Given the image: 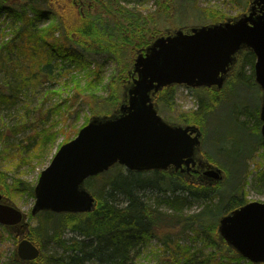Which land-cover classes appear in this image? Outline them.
Segmentation results:
<instances>
[{
	"label": "rangeland",
	"instance_id": "1",
	"mask_svg": "<svg viewBox=\"0 0 264 264\" xmlns=\"http://www.w3.org/2000/svg\"><path fill=\"white\" fill-rule=\"evenodd\" d=\"M15 1L9 0L10 3ZM250 2L251 0H118L115 3H108V0H103L102 10L97 6L96 9L91 8L87 11L86 16L98 19L103 28L113 27L116 30L122 28L123 34L128 36L131 34L129 40L118 38L120 42L126 43L125 48L120 49L115 55L85 53L84 61L90 65L87 69L89 71L84 72L71 67L67 70L70 72L66 76H57L42 82L34 80V84L24 87L13 98L0 103V196L27 215L28 228L37 224L35 218L29 219L34 197L26 191H21L20 188L13 189L12 183L18 179L33 189L40 173L49 165L56 149L66 138L72 139L79 128L92 117H103L116 111L122 100L123 89L130 80L128 71L136 55L158 37L171 35L177 30L236 20L248 10ZM85 9L86 7H82V12H86ZM29 13L32 17L33 13ZM11 23L12 19L1 11L0 48L13 37ZM51 23L46 21L36 26L43 28ZM52 25L57 23L54 21ZM59 36V33L55 35V37ZM114 36L117 38V33ZM241 57L242 54L237 58L236 66L231 69L221 97L210 98L213 92L177 86L163 90L155 103L161 117L167 122L180 126L196 125L194 121L187 120L192 118V113L198 109L199 99L202 97L204 114L202 125L198 126L202 131L203 140L200 158L208 160V157H212L217 161L212 164H216L215 166L223 171L225 179L226 172L228 173L229 179L225 188L238 192L235 193L244 204L264 203V143L256 145L258 138L250 136L245 129L240 128L234 117L236 112L246 111L248 104L250 110L258 105V100L260 104L262 94L259 88L256 87V90L248 88L240 79H236L230 87L228 86L233 77L239 73L242 76L251 75V81L254 82L253 65L251 67L247 62H241ZM35 61L37 68L38 56H35ZM19 65H24L21 59ZM2 79L3 75L0 74V81ZM90 82L93 87L88 90L89 92L79 91L76 98L70 101L74 92H77L75 84L84 87ZM109 96L112 98L107 100ZM52 107L53 111L48 122L45 123V115L41 119V114H45ZM70 113L73 114L69 116ZM239 121L246 122L249 128L255 125L254 122L252 123L253 120L244 116H241ZM42 128L47 130L49 135H55L51 144L53 147L51 153L48 148L46 153L34 152V139ZM259 132L260 126L257 130L258 134ZM150 176L153 178L151 174L148 175ZM146 193L149 191L147 190ZM161 197L162 195L157 193L152 194L151 197L147 196L151 199V203ZM199 208L200 205L195 203L189 211L196 212ZM19 240L14 232L0 225V264L21 263L16 260ZM176 240L194 251L202 249L206 256L213 253V249L204 243L203 236L196 235L194 231H187ZM44 247L45 255L60 254L51 243L45 242ZM224 247L225 245H220L213 254L219 253L224 256L223 251L218 252ZM161 255V245L154 240L137 257L134 264H161ZM237 263L249 264L246 259Z\"/></svg>",
	"mask_w": 264,
	"mask_h": 264
},
{
	"label": "trees",
	"instance_id": "2",
	"mask_svg": "<svg viewBox=\"0 0 264 264\" xmlns=\"http://www.w3.org/2000/svg\"><path fill=\"white\" fill-rule=\"evenodd\" d=\"M117 1L108 0V3ZM78 3L86 7V12L80 11ZM97 6L102 10L103 0H16L14 3L1 0L0 12L4 11L12 19L13 37L0 48V74L3 75L0 81V103L13 98L24 87L34 84V80L42 82L66 76L71 67L89 71L87 69L90 65L84 61L85 53L115 55L125 48L126 43L120 42L118 38L129 40L131 34H123L122 28L105 29L98 19L86 16L89 9H96ZM29 12L33 13L32 17ZM46 21H55L57 25L51 23L43 28L36 26ZM57 33L60 34L59 37H55ZM116 33L117 38L114 36ZM35 56L39 57L37 68ZM20 59L23 66L19 65ZM240 60L251 67L254 64L253 54L247 51ZM236 79H240L248 88L257 87L251 81V75L242 76L241 73L236 74L228 86ZM75 87L77 92H74L70 101L76 98L79 91L89 92L93 85L90 82L84 87L79 84H75ZM223 93L224 91L221 94L213 92L214 96L210 98H219ZM110 98L112 97L109 96L107 100ZM201 99L202 97L199 99L198 109L187 120L194 121L198 126L202 125L204 114ZM52 111L53 107L41 114V119L45 115V123ZM258 114L259 100L255 108L250 110L248 104L246 111H238L234 117L240 128L258 138L256 145H261L264 139L257 133L261 124ZM241 116L253 120L255 125L247 127L246 122L239 121ZM39 132L34 139V152L44 153L48 148L51 153L55 135H49L43 128ZM69 140L70 137L63 143ZM208 160L217 162L212 157H208ZM149 174L153 178L148 177ZM226 174L224 181L208 186L188 180L175 172L154 171L145 176L143 173H133L115 166L85 182L86 188L96 199L95 209L91 213L57 215L43 212L37 215V224L28 228L26 237L41 248V255L34 262L20 264H134L154 240L161 245V264H238L237 261L242 258L223 243L216 232L218 219L244 204L237 196L238 192L225 188L229 179L227 172ZM11 187L15 190L20 188L33 196L32 187L18 179ZM147 190L149 193H146ZM154 193L162 197L151 203L147 196L151 197ZM195 203L200 205L199 210L190 212L189 209ZM29 219L32 220L30 215ZM187 231L202 235L204 243L213 249V253L217 252L220 245H225L218 251H223L224 256L219 253L206 256L202 249L194 251L179 243L176 239ZM45 242L53 244L60 254L45 255Z\"/></svg>",
	"mask_w": 264,
	"mask_h": 264
},
{
	"label": "water",
	"instance_id": "3",
	"mask_svg": "<svg viewBox=\"0 0 264 264\" xmlns=\"http://www.w3.org/2000/svg\"><path fill=\"white\" fill-rule=\"evenodd\" d=\"M243 49L256 58L254 80L262 92L259 120L264 139V0H253L249 12L236 20L177 30L140 52L131 71L136 77L128 82L119 109L110 116L92 117L41 172L33 188L31 215L92 212L96 200L85 188V181L115 165L131 172H189L192 165V172H200L199 180L209 184L221 181L219 168L196 158L198 128L166 123L158 115L152 96L171 85L221 89L236 54ZM25 220V214L0 197V225L25 229ZM217 232L241 257L254 264L264 263V203L251 202L224 215ZM16 255L31 262L40 256V250L23 238Z\"/></svg>",
	"mask_w": 264,
	"mask_h": 264
},
{
	"label": "flooded vegetation",
	"instance_id": "4",
	"mask_svg": "<svg viewBox=\"0 0 264 264\" xmlns=\"http://www.w3.org/2000/svg\"><path fill=\"white\" fill-rule=\"evenodd\" d=\"M207 91L212 93V92L215 91V90L211 89V90H207Z\"/></svg>",
	"mask_w": 264,
	"mask_h": 264
},
{
	"label": "bare ground",
	"instance_id": "5",
	"mask_svg": "<svg viewBox=\"0 0 264 264\" xmlns=\"http://www.w3.org/2000/svg\"><path fill=\"white\" fill-rule=\"evenodd\" d=\"M214 96V95H213ZM243 165H244V161H243Z\"/></svg>",
	"mask_w": 264,
	"mask_h": 264
}]
</instances>
